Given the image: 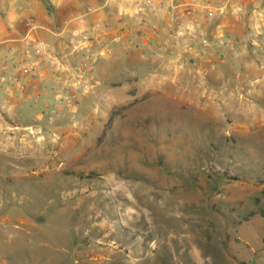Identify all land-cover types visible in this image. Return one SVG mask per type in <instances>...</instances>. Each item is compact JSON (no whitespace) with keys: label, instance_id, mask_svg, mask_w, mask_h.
Returning a JSON list of instances; mask_svg holds the SVG:
<instances>
[{"label":"rangeland","instance_id":"obj_1","mask_svg":"<svg viewBox=\"0 0 264 264\" xmlns=\"http://www.w3.org/2000/svg\"><path fill=\"white\" fill-rule=\"evenodd\" d=\"M130 69L7 120L0 264H264V71Z\"/></svg>","mask_w":264,"mask_h":264},{"label":"crops","instance_id":"obj_2","mask_svg":"<svg viewBox=\"0 0 264 264\" xmlns=\"http://www.w3.org/2000/svg\"><path fill=\"white\" fill-rule=\"evenodd\" d=\"M154 2L155 9L135 12L129 0H0V64L6 62L9 66L7 81L0 83V106L6 104L0 110L2 135L10 129L6 126L8 119L27 120L24 116L31 114L33 107L38 120L43 117L42 111L49 115L61 112L63 106H68L64 104V92L69 88L80 103L81 96L99 84L94 78L98 68H117L120 64L132 71L140 68L151 77L161 72L159 68L176 72L189 68V73L201 76L203 81L210 72H219L220 88L225 90L229 68H238V76L243 70L246 74L264 71V36L256 34L264 26V0L247 1L242 10L237 9L235 0ZM173 3L196 4L199 14L214 9L219 12L193 32L190 19L177 24L170 12L160 9L162 4ZM88 7L92 12L86 14ZM30 9L36 20L33 32L21 23L30 15ZM80 17L84 18L82 23L76 21ZM82 30L90 32L85 43L76 38ZM34 39L56 53L61 63L57 68L45 63L34 78L19 84L14 79L13 63L33 61ZM11 47L16 49L14 55L8 53ZM80 63L86 65L87 83L72 88L76 82L74 69ZM247 79L245 76L244 82ZM148 84L145 91L158 89L157 95L163 92L162 85L156 88Z\"/></svg>","mask_w":264,"mask_h":264},{"label":"built area","instance_id":"obj_3","mask_svg":"<svg viewBox=\"0 0 264 264\" xmlns=\"http://www.w3.org/2000/svg\"><path fill=\"white\" fill-rule=\"evenodd\" d=\"M116 0H109L110 3H114ZM131 5L133 6L135 12H145L149 10H153L156 8V4L154 0H129ZM249 1L255 3L256 0H235L236 6L238 10H242L245 6V3ZM198 6L196 4H187L183 6H178L175 3L173 4H162L160 9L168 11L171 13L173 21L177 24H181L186 20L190 19V27L191 31L197 32L201 27V24L211 22L216 13L219 12V9L209 10L206 13L199 14ZM92 12V8L88 7L86 9V14ZM30 15L26 19H22L21 23L26 26L29 32H33L36 28V20L33 16L32 9L29 10ZM195 18V19H191ZM76 21L78 23H82L84 18H77ZM257 36H264V26L259 31H256ZM90 32L87 30H82L76 34V38L79 42L85 43L89 40ZM28 37L26 36L25 39ZM230 41L231 38H228ZM233 41H236L235 38H232ZM32 51H33V61L23 59L18 63H13V71H14V79L15 82L19 84H23L26 79H32L38 74L39 67L46 64H50L54 68H57L60 62V57L48 50L45 44L38 40H32ZM16 49L11 47L8 49V53L14 55ZM85 63H80L78 67H75L74 73L76 75V82L72 88L80 86L82 83H87L84 76H87ZM9 71L8 63L4 62L0 64V83H5L7 81L6 73ZM69 88L64 92V95H67L65 103L68 106L77 103L76 93H73Z\"/></svg>","mask_w":264,"mask_h":264}]
</instances>
